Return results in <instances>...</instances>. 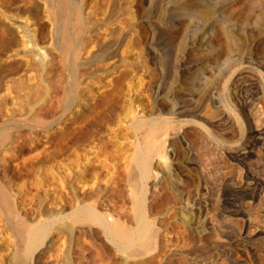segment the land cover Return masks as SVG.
I'll return each mask as SVG.
<instances>
[{
	"label": "rangeland",
	"instance_id": "rangeland-1",
	"mask_svg": "<svg viewBox=\"0 0 264 264\" xmlns=\"http://www.w3.org/2000/svg\"><path fill=\"white\" fill-rule=\"evenodd\" d=\"M0 264H264V0H0Z\"/></svg>",
	"mask_w": 264,
	"mask_h": 264
},
{
	"label": "bare ground",
	"instance_id": "bare-ground-1",
	"mask_svg": "<svg viewBox=\"0 0 264 264\" xmlns=\"http://www.w3.org/2000/svg\"><path fill=\"white\" fill-rule=\"evenodd\" d=\"M32 229H35V228H32ZM34 231L33 230H30V234H29V236H28V240L30 241V239L31 238H33V236H32V233H33ZM24 240V239H23ZM28 242V241H27ZM28 244H29V242H28Z\"/></svg>",
	"mask_w": 264,
	"mask_h": 264
}]
</instances>
